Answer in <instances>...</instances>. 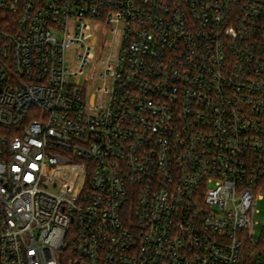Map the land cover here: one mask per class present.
<instances>
[{"label":"built area","instance_id":"1","mask_svg":"<svg viewBox=\"0 0 264 264\" xmlns=\"http://www.w3.org/2000/svg\"><path fill=\"white\" fill-rule=\"evenodd\" d=\"M261 191L264 0H0V264H264Z\"/></svg>","mask_w":264,"mask_h":264},{"label":"rangeland","instance_id":"2","mask_svg":"<svg viewBox=\"0 0 264 264\" xmlns=\"http://www.w3.org/2000/svg\"><path fill=\"white\" fill-rule=\"evenodd\" d=\"M93 68V65L90 64L86 71H91ZM261 198L258 199L257 202V214L255 216V221L257 223L255 230H256V237H261L264 232V191H261Z\"/></svg>","mask_w":264,"mask_h":264},{"label":"trees","instance_id":"3","mask_svg":"<svg viewBox=\"0 0 264 264\" xmlns=\"http://www.w3.org/2000/svg\"><path fill=\"white\" fill-rule=\"evenodd\" d=\"M244 264H256L257 257L255 250L252 246H246L243 252Z\"/></svg>","mask_w":264,"mask_h":264}]
</instances>
